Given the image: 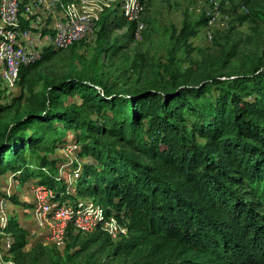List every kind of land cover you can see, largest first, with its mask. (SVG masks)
Returning <instances> with one entry per match:
<instances>
[{
  "label": "trees",
  "instance_id": "1",
  "mask_svg": "<svg viewBox=\"0 0 264 264\" xmlns=\"http://www.w3.org/2000/svg\"><path fill=\"white\" fill-rule=\"evenodd\" d=\"M243 2L240 24H264V6ZM207 21L185 20L175 42L192 52L188 41ZM99 23L97 41L108 43L111 58L135 40V22L123 15ZM238 46L222 49L217 69L189 68L140 89L74 71L37 93L29 74L62 52L51 47L21 66L19 95L8 94L12 88L0 80V174L36 180L52 202L78 207L92 200L128 228L116 243L101 229L91 234L122 262L91 254L52 264H264V56L224 78L222 70L244 56ZM72 96L84 106L68 103ZM71 144L80 158L72 168L52 155ZM1 196L20 202L15 194ZM2 229L15 236L17 256L25 255L28 234L20 221L11 216Z\"/></svg>",
  "mask_w": 264,
  "mask_h": 264
},
{
  "label": "rangeland",
  "instance_id": "2",
  "mask_svg": "<svg viewBox=\"0 0 264 264\" xmlns=\"http://www.w3.org/2000/svg\"><path fill=\"white\" fill-rule=\"evenodd\" d=\"M264 6V0H257ZM211 8V0H151L144 13L143 21L145 29L142 31V39H135L128 42V48L110 57V49L106 48L108 43L97 41V31L100 23L93 34L86 37L75 47L70 46L52 60L38 66L30 72L33 78V90L37 93L44 92L52 80L60 79L65 74L82 71L85 75H102L104 78L114 81L122 89H140L152 85L163 84L164 80L171 75L180 76L189 68L194 71L201 69L213 70L220 67L219 56L222 49L231 50L235 43H238L239 50L244 54L240 58H233L230 65L222 70V77L228 73L248 70L252 67L258 57L264 56V24L245 22L240 24L236 19L239 13H246L247 8L243 0H230L227 7H222L223 17L215 25V39L213 43H208L204 36V28H201L198 35L189 39L193 51L190 52L185 46H179L175 42L177 36L183 28L185 20L195 22L201 16H207ZM122 15L120 5L113 1L109 8H105L100 17L112 15ZM228 23L229 27L223 29ZM234 28L233 30H231ZM128 31V27L114 31L113 38L123 35ZM127 40V39H125ZM45 43L46 40H44ZM126 42V41H125ZM136 64V66H134ZM1 77V76H0ZM2 80V78L0 79ZM2 88L7 86L4 81ZM22 91V87L17 83L8 94L12 97L17 96ZM10 101V98L7 99ZM68 103L84 106L83 101L78 96L69 97ZM21 112L25 107L21 105ZM15 111H12L8 118H13ZM95 117L94 114H92ZM75 144L67 148H58L52 153L54 157L65 158L73 167L74 162L80 160ZM68 166V165H66ZM69 184L74 183V176L69 172L60 173ZM7 170L0 174V195L10 194L18 197L19 203L9 199V216H15L21 225L27 230V245L23 248L25 255L17 256L2 249L5 260H12L14 264H52L55 261H63L68 256L73 255L76 259H81L87 255L106 261L115 260L116 263L122 262L124 258L117 255L107 256L111 250L110 245L97 240H92L93 232L79 233L70 228L67 242L64 246H57L47 228H42L35 220L34 207L37 206L39 199L47 194L48 189L31 188L36 180L21 182ZM40 185V184H38ZM71 186V185H69ZM71 192L72 187H69ZM26 202L32 204L27 206ZM120 239L111 241L116 243ZM83 241H87V246L83 247ZM67 244H69L67 246Z\"/></svg>",
  "mask_w": 264,
  "mask_h": 264
},
{
  "label": "built area",
  "instance_id": "3",
  "mask_svg": "<svg viewBox=\"0 0 264 264\" xmlns=\"http://www.w3.org/2000/svg\"><path fill=\"white\" fill-rule=\"evenodd\" d=\"M113 1L120 5L122 15L136 25L135 39H142L145 29L143 13L150 0H0V74L4 83L13 88L18 83L22 65L39 60L46 47L67 49L94 33L104 9ZM230 0H211L203 36L208 43L215 37V25L223 17L222 7ZM226 23L223 29H227ZM46 40L47 43L44 42ZM37 191L46 188L32 183ZM34 207L35 220L47 228L57 246L67 242L70 228L79 233L103 230L113 239L127 235V225L114 215L108 216L102 206L88 200L75 207L72 202H52L50 190ZM10 195V194H8ZM9 198L0 195V226L6 227L9 216ZM124 219V215H121ZM15 236L0 230V264H14L5 260L2 249L10 252Z\"/></svg>",
  "mask_w": 264,
  "mask_h": 264
}]
</instances>
